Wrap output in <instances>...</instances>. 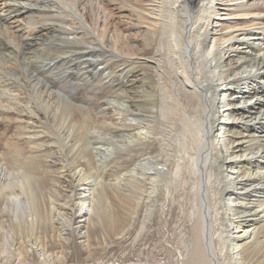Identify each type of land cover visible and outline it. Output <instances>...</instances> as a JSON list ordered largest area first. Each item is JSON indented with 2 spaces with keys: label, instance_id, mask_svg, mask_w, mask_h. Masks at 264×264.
I'll list each match as a JSON object with an SVG mask.
<instances>
[{
  "label": "bare ground",
  "instance_id": "1",
  "mask_svg": "<svg viewBox=\"0 0 264 264\" xmlns=\"http://www.w3.org/2000/svg\"><path fill=\"white\" fill-rule=\"evenodd\" d=\"M1 50L0 92L23 88L0 105L1 194L20 182L33 203V173L8 162L18 167L53 145L71 189L88 180L85 166L133 161L145 200L163 194L165 214L182 191L190 208L179 201L191 242L166 264H221L226 255L243 264L253 252L264 264V0H0ZM117 88L96 125L82 127L76 116ZM137 148L149 153L136 158ZM98 182L77 194L82 210Z\"/></svg>",
  "mask_w": 264,
  "mask_h": 264
},
{
  "label": "rangeland",
  "instance_id": "2",
  "mask_svg": "<svg viewBox=\"0 0 264 264\" xmlns=\"http://www.w3.org/2000/svg\"><path fill=\"white\" fill-rule=\"evenodd\" d=\"M125 14L127 18H131L128 12ZM121 29L126 34L124 25ZM247 41V47H251V40ZM153 50L148 49L150 56H153ZM6 54L5 50L0 51V55ZM72 82L76 83L77 80L73 79ZM21 88L14 87L9 92H0V105L6 104L5 97L8 94L22 93ZM62 90L64 89L61 88ZM117 91L118 88L99 93L91 106H85L86 113L76 116L78 123L85 129L95 126L102 102L104 99L113 98L120 92ZM86 96L89 97V94L86 93ZM20 101L23 103L24 99ZM1 111L0 107V118ZM17 127V124L12 126L11 132ZM4 130L5 127L2 126L0 132ZM79 139L86 147V138L80 136ZM1 147L5 155L7 152L4 142ZM23 148L29 157L31 154L27 146L23 145ZM61 152L59 145H53L47 153H35L32 155L34 159L30 158L18 167L7 158L11 170L20 172L22 168H26L30 174L33 173L30 186L33 188L31 194L35 195L33 203L24 198L26 196L22 195L23 185L20 182H16L14 194H10L7 189L0 193V264H160L162 258L166 264L168 258L177 259L186 250V243L190 244L192 233L189 220L182 217L183 211L180 210L182 191L178 195L175 193L176 201L169 203V212L164 214V195L161 194L154 203L145 200L141 196L145 194L142 171L135 170L137 176H134L135 171L132 170L135 162L129 161L127 165L121 164L122 160H116L117 165L122 166L119 170L112 167L106 171L97 170L95 173L85 166L88 180L71 189L67 182L69 172L64 161L66 158ZM133 153V156L139 158L141 153L148 154L149 150L137 148ZM82 164L86 165L85 160H82ZM92 173H95L99 181L95 202L87 204L82 210L77 194L89 187L87 183L95 178L89 179ZM133 176L136 178H132ZM16 197H20L22 201H13ZM53 201L55 211L52 209ZM184 202L182 204L190 209ZM150 211L153 212L152 217L149 216ZM78 225L82 228L77 229ZM119 233L125 234L121 237ZM35 244L43 247V256L33 248ZM221 258V264H235L227 255ZM243 264H260L257 253L243 255Z\"/></svg>",
  "mask_w": 264,
  "mask_h": 264
}]
</instances>
